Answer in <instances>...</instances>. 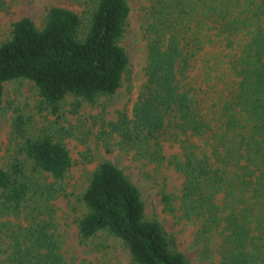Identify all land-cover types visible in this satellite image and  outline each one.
<instances>
[{"label": "trees", "instance_id": "1", "mask_svg": "<svg viewBox=\"0 0 264 264\" xmlns=\"http://www.w3.org/2000/svg\"><path fill=\"white\" fill-rule=\"evenodd\" d=\"M69 1L81 12L53 6L40 26L28 17L12 23L0 42V110L3 85L11 80L31 81L56 117L67 95L79 106L112 97L125 81L129 88V58L121 44L129 0ZM143 13V81L130 111L107 123L108 133L134 158L182 176L178 206L174 196L161 193L164 210L196 225V239L218 264H264V0H148ZM205 44L214 49L202 59L207 73L219 72L209 86L218 97L211 117L187 82ZM25 124L22 114L13 116L20 147L0 166V217H6L0 229L8 240L3 261L63 264L53 200L65 193L72 158L56 134L30 136ZM166 144L177 151L166 156ZM80 203L81 238L114 235L132 264H193L161 223L146 216L139 188L113 162L97 164Z\"/></svg>", "mask_w": 264, "mask_h": 264}, {"label": "rangeland", "instance_id": "2", "mask_svg": "<svg viewBox=\"0 0 264 264\" xmlns=\"http://www.w3.org/2000/svg\"><path fill=\"white\" fill-rule=\"evenodd\" d=\"M147 3L148 0H129L128 28L121 39L129 58V88L124 79L125 84L112 97H99L94 103L81 100L79 106H74L75 97L67 95L61 102L59 116L56 117L49 108L43 106L42 99L31 81L17 79L3 85L0 166L6 167L17 155L20 147L21 140L13 135L11 129L12 118L16 113L24 116L26 134H56L71 155L72 166L66 177L65 193L53 200V230L63 264H132L127 248L114 235L99 231L83 239L78 233L77 221L84 211L80 196L92 171L104 160L113 162L139 188L146 216L161 223L176 250L182 252L193 264H218V257L205 251L201 240L196 239L197 226L182 219L176 210H164L161 193L168 192L174 196L173 202L178 206L176 197L180 195L182 176L172 167H156L144 159L134 158L132 152L120 145L119 138L114 133H108L107 123L116 120L119 111H130L143 81L145 40L142 36V23L143 9ZM53 6L81 12V7L69 0H0V42L8 37L12 23L22 17H28L40 26L46 10ZM204 47L189 71L187 82L195 89L194 97L199 107L211 117V112L215 109L212 104L218 97L209 86L215 83L214 75L219 72L212 70L207 73L208 69L202 59L203 56L209 57L214 49L208 44ZM228 72L225 69V79L229 77ZM60 128H66L71 134L61 135L63 130L60 131ZM163 150L168 156L177 151V147L166 144ZM26 168L33 169L29 161L26 162ZM32 174L42 180L46 175L40 172ZM5 219L6 217H0V221ZM9 220L15 222L13 217ZM4 232V228L0 229V264H6L3 261L6 257L3 249L7 247L8 240Z\"/></svg>", "mask_w": 264, "mask_h": 264}]
</instances>
